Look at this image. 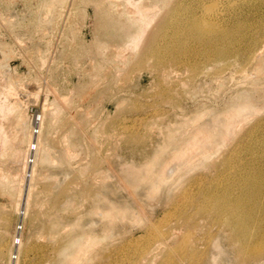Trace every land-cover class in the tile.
I'll return each instance as SVG.
<instances>
[{"label":"rangeland","instance_id":"374dc122","mask_svg":"<svg viewBox=\"0 0 264 264\" xmlns=\"http://www.w3.org/2000/svg\"><path fill=\"white\" fill-rule=\"evenodd\" d=\"M257 148L264 0H0V264H239L194 199Z\"/></svg>","mask_w":264,"mask_h":264},{"label":"bare ground","instance_id":"6f19581e","mask_svg":"<svg viewBox=\"0 0 264 264\" xmlns=\"http://www.w3.org/2000/svg\"><path fill=\"white\" fill-rule=\"evenodd\" d=\"M222 18L219 9L214 5L205 7L200 11L197 18H195V22L191 24L192 29L189 31L199 35L210 34L213 35L212 40L218 38V40L223 42L231 37L232 32L239 35V30L225 28L222 25L223 22L220 21ZM163 23L162 19L157 24L156 29L151 31V38H156L159 34L157 32L162 30L161 26ZM168 23L172 24L173 19L168 18ZM180 30L179 28L173 30L172 41L174 40L176 43H179L182 38L193 36L192 33L188 35ZM173 45L179 46L174 43ZM153 50V44L150 43L146 46L145 51L147 54H150ZM260 52L261 50L249 48V60H259ZM37 133L34 136H36ZM32 144L33 149L30 150L29 147L30 164L33 161L35 151V142H32ZM233 156L236 157L235 155ZM261 157L260 151L257 148L256 154L245 159L241 165H233L232 163L229 165L223 162L222 159L215 166L218 168L219 165L218 174L211 178V180L216 179L218 186L215 187L214 190L208 186L204 189L201 188L200 197L194 199L198 204L203 206L202 210H205V213L218 215L220 216L219 218L224 221L229 232V242L231 246H233L239 264L247 262L254 263V261L256 262L261 259L264 255V158L261 159ZM201 213L203 214V212ZM31 249L32 246L25 247L24 257L26 252ZM54 249L56 248H53L55 252ZM61 253V250L58 251L59 255ZM51 257L50 259H52ZM15 258L16 253L14 255V260Z\"/></svg>","mask_w":264,"mask_h":264},{"label":"built area","instance_id":"2783aa9c","mask_svg":"<svg viewBox=\"0 0 264 264\" xmlns=\"http://www.w3.org/2000/svg\"><path fill=\"white\" fill-rule=\"evenodd\" d=\"M30 120H31V134L35 135L37 133V123H38V120H39V117L37 115V112L35 110H33V112L30 114ZM33 149V144L30 145V150ZM28 161L27 162H30V157L27 158ZM19 231H20V224H17L15 226V233L13 235V244H16L18 239H17V236L19 234ZM12 258H14V256H12Z\"/></svg>","mask_w":264,"mask_h":264}]
</instances>
